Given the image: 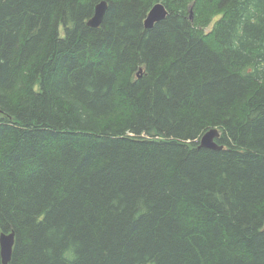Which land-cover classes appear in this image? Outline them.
<instances>
[{"label": "trees", "instance_id": "obj_1", "mask_svg": "<svg viewBox=\"0 0 264 264\" xmlns=\"http://www.w3.org/2000/svg\"><path fill=\"white\" fill-rule=\"evenodd\" d=\"M99 1L0 0L10 264H264V0Z\"/></svg>", "mask_w": 264, "mask_h": 264}, {"label": "water", "instance_id": "obj_2", "mask_svg": "<svg viewBox=\"0 0 264 264\" xmlns=\"http://www.w3.org/2000/svg\"><path fill=\"white\" fill-rule=\"evenodd\" d=\"M107 9V2L105 0L99 1L95 7L91 17L88 18L86 24L90 27H98L102 22L103 16ZM167 14V10L163 3L157 2L154 3L151 8L146 13V16L143 20L145 28H150L155 22L162 20ZM1 114V111H0ZM219 136V130L216 127H212L205 131L200 139L199 146L210 148V149H220L216 139ZM14 231L7 233H0V258L1 264H10L12 248L14 245Z\"/></svg>", "mask_w": 264, "mask_h": 264}]
</instances>
